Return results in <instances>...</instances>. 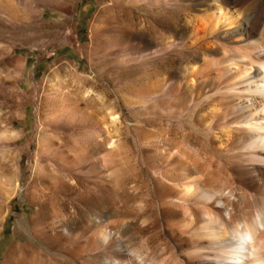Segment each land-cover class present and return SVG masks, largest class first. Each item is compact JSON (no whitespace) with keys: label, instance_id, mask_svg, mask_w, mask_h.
Listing matches in <instances>:
<instances>
[{"label":"rangeland","instance_id":"1","mask_svg":"<svg viewBox=\"0 0 264 264\" xmlns=\"http://www.w3.org/2000/svg\"><path fill=\"white\" fill-rule=\"evenodd\" d=\"M236 7L257 17L254 33L204 36L198 30L201 39L191 44L186 20L200 24L198 10L170 0H0V264L25 238L36 245L35 231H68L77 194L60 216L54 217L56 201L50 200L60 199L64 181L77 190L90 182L112 199L109 206L126 203L129 212L108 218L114 241L106 242L104 254L82 251L68 259L74 264L225 263L215 255L218 242L203 235L205 206L216 224L229 225L232 241L242 213L256 215L255 207L245 206L252 197L238 178L246 170L264 172V148L256 136L253 143L239 141L248 131L237 122L250 111L264 113L257 106L261 95L223 60L247 54L264 36V0ZM172 23L181 38L167 47ZM252 53H264V43ZM193 62L198 70L191 90L183 75ZM106 107L116 114L108 132L96 121ZM186 175L194 184L189 194L182 192ZM162 191L171 196L162 198ZM38 202L46 204L40 223ZM256 202L264 204V193ZM182 205L191 207L190 215ZM171 206L177 213L169 225L146 229ZM107 212L88 216L103 220ZM116 219L120 228L135 222L128 235L136 239L116 233ZM257 225L264 228V214ZM118 249L124 257L112 253ZM19 258L47 264L33 252Z\"/></svg>","mask_w":264,"mask_h":264},{"label":"bare ground","instance_id":"2","mask_svg":"<svg viewBox=\"0 0 264 264\" xmlns=\"http://www.w3.org/2000/svg\"><path fill=\"white\" fill-rule=\"evenodd\" d=\"M170 1L176 6L183 4L186 8L188 6L191 10H198L195 17L201 21L200 24H192V19L186 20L187 23L192 25L191 31L188 34V36L192 38L191 44L195 42L196 39L200 38L197 35L198 30L202 31L204 36L216 32L223 36L234 33L238 36L246 32L254 33L252 28L255 25V22H257V17L249 16L250 13L247 9L236 7V5L242 0ZM171 25L174 24H169V26ZM129 27H131V25H129ZM172 29L174 33L167 41V47L174 46L179 38H181L178 37L181 36L178 26L174 25L172 26ZM262 42L264 43V36L259 37V39L255 38L253 48H251L247 54H242L240 57L226 55L223 58L224 61L230 63V66H234L235 77L240 78L242 81L251 80L255 83L253 91L261 95V101L257 102V106L261 107L260 111L264 109V53L254 55L252 51L254 48H259ZM200 55H202L203 59L207 56L205 50L202 51ZM243 59H246V61L244 62ZM251 66H255L253 71L250 70ZM197 70L198 67H196L195 62L186 66L184 69L183 78L185 80V85L191 90H193L197 80ZM85 92H88V88L85 89ZM254 112L250 111L251 114L248 115L249 118L247 117V119L244 118L241 121H237L244 123L247 126L248 131L244 137L238 140L242 141L243 144L246 142L249 144V142L253 143V136H256V139H259V142L261 143L260 145H262L261 148H264V113L261 114V112H255L257 113L255 114ZM96 121L102 130L105 129L108 132V127L116 124L115 111L111 107H106L104 115ZM231 131L232 128L225 130L226 135L229 136ZM11 135H13V133H11ZM109 144L112 146L111 139L109 140ZM243 173L247 175L239 177L238 181L250 191L252 197V202L246 201L247 203L245 206L255 207L256 215H248L246 212L242 213V225L235 223V226L232 229L234 237L233 240L230 241L226 238L227 233L229 232V225L226 222H223L221 224L222 226L216 224L213 210L205 206V211L208 216L206 224L208 225L207 231L203 233V235L206 237H212L215 242H218V248L216 249L217 252L215 255L225 260V263L223 264H264V228L260 229L257 225V223L260 222L262 214H264V204L256 207L257 196L264 193V172L257 173V171L249 172V170H246V172L244 171ZM185 178L188 181L184 183L182 192L184 194H189L192 192L194 184L189 179L190 175H186ZM76 181V184H81L80 181ZM81 186L82 190H77L75 186L64 181L58 188L60 199L50 197L52 203L56 201V205L53 203L55 207V217L56 215L58 216L59 214H62L60 211L70 204V200L72 199L71 194H77L76 198L80 201H78L80 204H74L75 215L71 216V221L68 223L69 229L66 233L57 228H54L52 231H35L34 235L37 244L35 245L33 241L25 238L22 243H19L16 247L10 249L2 264H21L19 254L25 251L26 253H37V255L42 256V258L47 261V264H74L73 261H71L72 257L80 255L82 251L92 253V255L95 256L104 254L107 249L106 242L114 241V234L112 235L111 230H107L106 227V223L111 222L113 219L109 220L108 218L110 216H118L117 218H120L123 215L129 214L127 211V204L123 203L116 209L113 206H109L112 204V199L109 197L106 198L102 195L98 189L91 186L90 182L89 184L82 183ZM12 188L11 191L5 192L6 195H10L13 192L14 187ZM161 196L162 198H166L170 197L171 194L168 191H162ZM73 198L75 197L73 196ZM178 198L181 200L183 199V202L185 201L182 194H180V197ZM71 203L74 202L71 201ZM37 205L38 208L35 212L37 215L36 222L40 223L44 218L46 204L38 202ZM181 207L184 210V214L190 215L191 207L187 205H182ZM105 209L109 212L104 215L105 217L103 220H95V218L93 219L88 216L89 212H94L101 217V215L103 216V213H100V211L103 212ZM176 213L177 210L172 208V206L163 207L161 208L160 213L155 214L145 227L146 229L156 228L161 225V223L169 225L170 218ZM19 221L21 220L19 219ZM114 222L116 223L115 227L118 228L115 232H118L122 236L128 235L132 229L131 226L135 224V222H131L129 225L127 224L125 227L120 228L121 220L116 219ZM89 232H91V235L84 241L82 237ZM134 239H136V237L133 236V233L128 235L127 240L129 242ZM112 253L116 254L118 258H122L125 256L126 252L122 249H118ZM60 255H63L64 257H59ZM69 258L71 259L68 260ZM155 263L156 261L153 264ZM120 264L123 263L120 262Z\"/></svg>","mask_w":264,"mask_h":264}]
</instances>
